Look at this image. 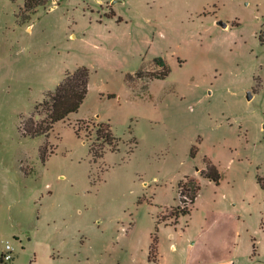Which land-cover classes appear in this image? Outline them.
I'll return each mask as SVG.
<instances>
[{
    "label": "rangeland",
    "instance_id": "obj_1",
    "mask_svg": "<svg viewBox=\"0 0 264 264\" xmlns=\"http://www.w3.org/2000/svg\"><path fill=\"white\" fill-rule=\"evenodd\" d=\"M23 5L0 0V264H153L154 237L160 264H264V0ZM79 67L78 111L27 135Z\"/></svg>",
    "mask_w": 264,
    "mask_h": 264
},
{
    "label": "trees",
    "instance_id": "obj_2",
    "mask_svg": "<svg viewBox=\"0 0 264 264\" xmlns=\"http://www.w3.org/2000/svg\"><path fill=\"white\" fill-rule=\"evenodd\" d=\"M24 5L23 9L26 12H33L38 7H45L49 0H22ZM120 21V20H118ZM155 62L159 67L162 68V72L157 76L160 78L166 77L169 70L164 71V62L162 58H156ZM88 88V70L85 67H79L72 73H66L63 80L59 83L53 93H48L42 102L44 106L45 118L40 122H35L32 119L29 120L25 125V133L31 137L47 134L56 122L65 120L70 114L78 111L85 96ZM97 139L102 141L103 144L112 145L115 142L109 125L100 124L97 127ZM91 153L94 157L101 156L103 148L97 149L95 146L90 147ZM205 169L200 171V176L207 179L208 181L218 185L220 175L217 167L209 159L204 160ZM186 182L181 181L179 188L182 190V195H187L188 205L194 204L196 197L200 191V184L197 179L191 177H185ZM260 187L264 190V178H258ZM183 205L180 208V213L187 215L189 208L185 207L186 201H180ZM254 251V245H253ZM157 240L154 237L148 251V262L157 263ZM0 263H2L0 259Z\"/></svg>",
    "mask_w": 264,
    "mask_h": 264
},
{
    "label": "built area",
    "instance_id": "obj_3",
    "mask_svg": "<svg viewBox=\"0 0 264 264\" xmlns=\"http://www.w3.org/2000/svg\"><path fill=\"white\" fill-rule=\"evenodd\" d=\"M13 248L9 245H5L4 251L0 255V259L2 262H9L12 260L13 255H12Z\"/></svg>",
    "mask_w": 264,
    "mask_h": 264
},
{
    "label": "water",
    "instance_id": "obj_4",
    "mask_svg": "<svg viewBox=\"0 0 264 264\" xmlns=\"http://www.w3.org/2000/svg\"><path fill=\"white\" fill-rule=\"evenodd\" d=\"M218 24H220L222 27H225V26H226V24H223L222 22H219ZM246 98H247L248 100L251 99V94H250V92L247 93ZM263 127H264V126H263Z\"/></svg>",
    "mask_w": 264,
    "mask_h": 264
},
{
    "label": "crops",
    "instance_id": "obj_5",
    "mask_svg": "<svg viewBox=\"0 0 264 264\" xmlns=\"http://www.w3.org/2000/svg\"><path fill=\"white\" fill-rule=\"evenodd\" d=\"M155 264H160V260L158 259V260H157V263H155ZM224 264H227V263H224Z\"/></svg>",
    "mask_w": 264,
    "mask_h": 264
}]
</instances>
